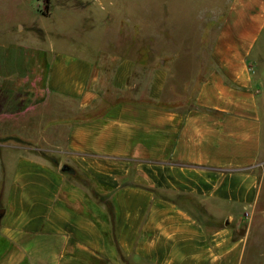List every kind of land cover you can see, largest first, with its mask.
Returning a JSON list of instances; mask_svg holds the SVG:
<instances>
[{"label":"crops","instance_id":"0c3cea01","mask_svg":"<svg viewBox=\"0 0 264 264\" xmlns=\"http://www.w3.org/2000/svg\"><path fill=\"white\" fill-rule=\"evenodd\" d=\"M263 29L264 1L234 0L191 98L160 67L145 101L128 99L136 64L121 58L107 99L99 56L57 54L45 91L82 116L42 121L52 136L65 127L76 171L40 147L0 144V264H243L241 213L254 204L264 155L262 80L250 61ZM10 87L0 84L1 116L38 104L12 100L9 112L5 92L19 93ZM39 122L27 138H41ZM8 131L0 139L26 138Z\"/></svg>","mask_w":264,"mask_h":264},{"label":"rangeland","instance_id":"374dc122","mask_svg":"<svg viewBox=\"0 0 264 264\" xmlns=\"http://www.w3.org/2000/svg\"><path fill=\"white\" fill-rule=\"evenodd\" d=\"M233 2L0 0V84L21 92V97L19 93H10L12 90L5 92L7 110L12 111V104L15 105L10 104L12 100H22L25 105L28 100L38 103L15 116L0 115V127L8 128V132L18 128L26 137L18 139V144L12 139H0V144L37 146L46 150L44 157L57 167H72L71 157L64 150L65 127L56 126L52 136L55 130L50 128L51 134L46 133L42 121L47 117L57 120L64 116H82L73 113L71 103L69 105L45 91L49 67L57 54L87 61H94L99 56L103 72L101 85L109 95L107 99H111L112 93L109 77L121 58L133 59L136 64L129 83L133 89L128 99L144 100L150 74L160 67L175 74L169 80L177 82L179 89L191 98L193 83L199 79L198 73L201 75L209 66L212 41ZM250 61L255 67L256 78L262 80L259 90L264 103V29ZM39 114L41 138L34 141L27 137H31L38 127L35 123ZM260 119L263 131L260 147L264 150V104ZM261 162L252 170L259 179L254 204L241 213L244 218L241 229L243 234L246 233L243 264H264V155ZM77 179L83 181L85 178L78 176Z\"/></svg>","mask_w":264,"mask_h":264},{"label":"water","instance_id":"95a60500","mask_svg":"<svg viewBox=\"0 0 264 264\" xmlns=\"http://www.w3.org/2000/svg\"><path fill=\"white\" fill-rule=\"evenodd\" d=\"M61 171L64 173H73V170L67 165L62 166ZM3 213H4V211L0 210V217L3 215Z\"/></svg>","mask_w":264,"mask_h":264},{"label":"built area","instance_id":"2783aa9c","mask_svg":"<svg viewBox=\"0 0 264 264\" xmlns=\"http://www.w3.org/2000/svg\"><path fill=\"white\" fill-rule=\"evenodd\" d=\"M250 72H252V71H250Z\"/></svg>","mask_w":264,"mask_h":264}]
</instances>
